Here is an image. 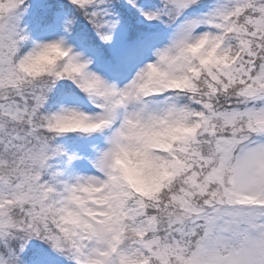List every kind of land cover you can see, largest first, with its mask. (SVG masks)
Returning a JSON list of instances; mask_svg holds the SVG:
<instances>
[{
	"label": "snow or ice",
	"instance_id": "snow-or-ice-1",
	"mask_svg": "<svg viewBox=\"0 0 264 264\" xmlns=\"http://www.w3.org/2000/svg\"><path fill=\"white\" fill-rule=\"evenodd\" d=\"M0 264H264V0H0Z\"/></svg>",
	"mask_w": 264,
	"mask_h": 264
}]
</instances>
